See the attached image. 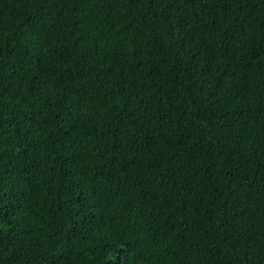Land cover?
<instances>
[{"label":"trees","instance_id":"trees-1","mask_svg":"<svg viewBox=\"0 0 264 264\" xmlns=\"http://www.w3.org/2000/svg\"><path fill=\"white\" fill-rule=\"evenodd\" d=\"M0 264H264V0H0Z\"/></svg>","mask_w":264,"mask_h":264},{"label":"snow or ice","instance_id":"snow-or-ice-1","mask_svg":"<svg viewBox=\"0 0 264 264\" xmlns=\"http://www.w3.org/2000/svg\"><path fill=\"white\" fill-rule=\"evenodd\" d=\"M0 195H2V193H0Z\"/></svg>","mask_w":264,"mask_h":264}]
</instances>
